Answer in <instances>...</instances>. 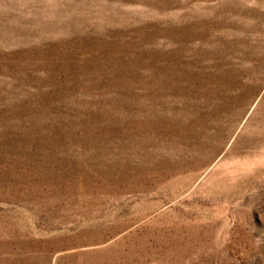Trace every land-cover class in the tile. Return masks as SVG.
<instances>
[{
  "label": "rangeland",
  "instance_id": "obj_1",
  "mask_svg": "<svg viewBox=\"0 0 264 264\" xmlns=\"http://www.w3.org/2000/svg\"><path fill=\"white\" fill-rule=\"evenodd\" d=\"M0 264H264V0H0Z\"/></svg>",
  "mask_w": 264,
  "mask_h": 264
}]
</instances>
